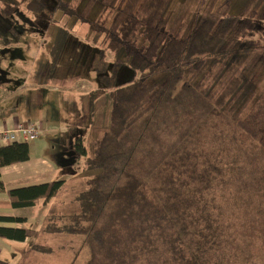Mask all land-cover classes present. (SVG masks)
Masks as SVG:
<instances>
[{
	"label": "trees",
	"instance_id": "1",
	"mask_svg": "<svg viewBox=\"0 0 264 264\" xmlns=\"http://www.w3.org/2000/svg\"><path fill=\"white\" fill-rule=\"evenodd\" d=\"M81 1L58 0L56 7L89 23L103 59L108 50L116 56L113 75L100 76L112 88L110 128L91 155L78 137L71 163L86 157L84 170L96 171L78 195L81 211L69 215L64 227L86 235L90 256L84 264H254L237 262L246 256H239L232 219L239 188L264 202V94L235 111L240 77L210 93L209 76L196 83L184 76L192 67L194 78L215 55L221 71L227 49L253 30L255 13L232 14V0H199L189 33L176 37L165 26L170 0H103L96 20L88 15L97 0H87L79 11ZM20 2L34 13L45 8L43 0ZM122 49L125 59L118 56ZM54 51L59 54L61 44ZM125 62L133 77L114 88ZM161 71L168 72L165 83L147 81ZM28 141L0 146V175L3 167L30 159ZM64 183L52 179L7 193L14 208L30 207L49 201ZM0 191H6L3 181ZM0 221L26 219L0 215ZM46 228L62 230L52 223ZM36 233L0 226V237L11 240H31Z\"/></svg>",
	"mask_w": 264,
	"mask_h": 264
},
{
	"label": "rangeland",
	"instance_id": "2",
	"mask_svg": "<svg viewBox=\"0 0 264 264\" xmlns=\"http://www.w3.org/2000/svg\"><path fill=\"white\" fill-rule=\"evenodd\" d=\"M86 2L87 0L80 2L79 11ZM43 3L45 4L44 10L34 13L28 11L20 0H0V89L4 87L11 94L18 84L24 82L25 76L30 74V69L26 67L27 64L34 63L38 57H41L43 49L53 50L58 42L61 44L59 54L62 57L66 56L70 61L74 77L81 82H90L93 91L81 94L83 104L77 112L78 119L74 120L75 116L73 115L71 123L67 124L69 129H66L65 134L69 132V136L66 135L67 139L63 142V146H57L59 149L54 151L52 148L53 143H56L54 139L47 140L45 134L38 138L43 131L36 139L28 141L31 145L45 141L46 147L43 154L54 160L57 158V152L67 154L66 157L65 155L61 157L65 159L61 166L65 169L67 180L60 192L50 200L47 217L45 216L43 223L36 228L37 233L30 240L31 245L32 243L38 244L50 250H43V247L40 246L37 250L28 251L31 253L26 255L24 246L16 248L14 251L4 247L0 259L6 262L9 258L12 259L11 252H18L21 256H25L13 259L11 263L84 264L90 256L86 235L70 233L64 227L69 222V215L81 211L78 195L87 188L88 177L96 171L84 170L86 157H82L75 166L71 163L74 145L78 137L82 136L87 153L91 155L94 152L96 140L110 128L112 88H107L101 82L100 76L113 75L116 56L114 52L108 50L105 59H103L101 46L94 40L96 32L93 31L89 23L75 19L76 16L69 17L68 14L59 12L56 7L58 0H43ZM103 6V0H97L88 15L89 18L96 20L102 12ZM198 7L199 0H170L165 11L167 30L176 37L187 35L195 22ZM230 12L244 16L254 12L253 30L227 49L221 71H218L220 70L218 69L219 64L214 65L213 63L218 57L215 55L207 58L204 68L194 78H190L193 75V68H186L184 79H191L196 83L207 75L209 76L207 81L210 84V93H213L219 92L231 77H240L243 86L239 96L233 100L231 105L233 108L235 107L236 111L244 103H247L248 107L251 106L264 94V0H232ZM63 34L64 36H62ZM52 50L49 54H52ZM118 56L125 59V50L122 49ZM133 74L134 71L126 62L122 64L118 70L114 88L126 85ZM167 76V71H161L148 78L147 81L162 84L166 82ZM31 79L32 75L29 80ZM4 91L3 93L1 90L3 94L1 96L8 101V106H10L16 99H10L6 90ZM80 91L81 87L78 89V92ZM4 104H0V110H3V113L0 112V116L6 114ZM74 121L76 122L74 123ZM83 124L85 127L82 130ZM239 189H241V194L237 193L235 196L237 204L232 221L234 222L235 244L240 253L239 256L245 255L246 258L238 259L237 262H244L248 259L255 260L254 264H264V202H261L259 194L243 193L246 188ZM256 201L259 205L254 207L253 204ZM259 209L262 210L257 211ZM34 211H37V208ZM48 223L60 226L62 230L48 231L46 228ZM26 256L30 258L28 259ZM232 259L237 260L234 257ZM0 264L5 263L0 261Z\"/></svg>",
	"mask_w": 264,
	"mask_h": 264
},
{
	"label": "crops",
	"instance_id": "3",
	"mask_svg": "<svg viewBox=\"0 0 264 264\" xmlns=\"http://www.w3.org/2000/svg\"><path fill=\"white\" fill-rule=\"evenodd\" d=\"M48 50L43 49L42 56L38 57L34 63L29 62L28 66L24 64L30 69V74L25 76L24 82L18 84L11 91V94L8 89L1 87L0 99L2 100L0 104L6 102L4 104L6 114L0 116V130L14 129L17 124L26 121L40 123L44 130L38 138L45 134L47 135V140L54 139L56 143H53L52 148L55 151L59 149L57 146H63V142L69 136V132L65 134V131L69 129L67 124L71 123L72 116H75L74 120L78 119L77 112L83 104V93L91 92L93 88L90 87V82H81V80H77L74 77L70 61L66 56L62 57L60 54H57L54 51L55 46L53 50L50 49L47 52ZM51 50L52 54H49ZM31 75L32 79L29 80ZM80 87L81 91L78 92ZM1 90L3 93L6 90L10 99H16L13 103H16V105L10 104L8 106V101L1 96L3 95ZM9 110L10 112H8ZM0 112L3 113V110H0ZM84 127L83 124L82 130ZM5 144H8V142L0 137V146ZM45 147V141H40L35 143V145L30 144L31 157L29 160L8 165L1 169L0 181L4 182L6 191H0V215L24 217L26 221H0V226L23 228L30 227L31 225V228L36 229L43 223L45 216L47 217L46 213L49 209L50 200L53 197L49 201L40 200L34 206L14 208L7 193L8 189L40 184L52 179L67 180L65 169L61 166V163L65 161L61 157L62 155L66 157L67 154L57 152V158L54 160L43 154ZM41 202H43L42 205ZM35 208H37V211H34ZM29 243L30 240L17 241L0 237V258L5 249L4 247L7 250L14 251L16 248L24 246L23 248L26 250L25 254H30L31 252L28 251H32L33 249ZM11 255H13L12 259L9 258L6 262H12L13 259L25 256H21L18 252H11ZM26 257L30 258L29 256Z\"/></svg>",
	"mask_w": 264,
	"mask_h": 264
},
{
	"label": "built area",
	"instance_id": "4",
	"mask_svg": "<svg viewBox=\"0 0 264 264\" xmlns=\"http://www.w3.org/2000/svg\"><path fill=\"white\" fill-rule=\"evenodd\" d=\"M43 131L40 124L31 121L19 123L14 129L0 131V136L7 142L16 140H30L37 138Z\"/></svg>",
	"mask_w": 264,
	"mask_h": 264
},
{
	"label": "bare ground",
	"instance_id": "5",
	"mask_svg": "<svg viewBox=\"0 0 264 264\" xmlns=\"http://www.w3.org/2000/svg\"><path fill=\"white\" fill-rule=\"evenodd\" d=\"M3 130V129H2ZM1 131V130H0Z\"/></svg>",
	"mask_w": 264,
	"mask_h": 264
}]
</instances>
